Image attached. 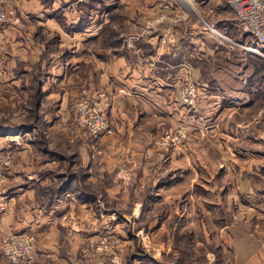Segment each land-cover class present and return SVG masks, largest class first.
Masks as SVG:
<instances>
[{
    "label": "rangeland",
    "instance_id": "374dc122",
    "mask_svg": "<svg viewBox=\"0 0 264 264\" xmlns=\"http://www.w3.org/2000/svg\"><path fill=\"white\" fill-rule=\"evenodd\" d=\"M112 2L61 0V7L72 9L60 17L68 34L94 17L102 23L97 36L88 37L87 48L92 54L83 56L89 63L75 71L65 65L84 44L83 34L70 33L71 43L64 35L60 48L56 37L51 36L52 42L43 48V54L48 53L43 67L39 62L14 61L10 75L0 77V203L10 181V186L26 179L50 183L52 176L46 172L54 171L57 183L37 188L33 203H68V193L76 202L90 205L95 213L91 226L101 234L84 245V250L94 253L96 264H109L112 259H118L119 264H236L231 253L234 236L264 237V57L246 49L254 47V41L236 27V18L223 0H163L167 7L150 17L132 12L133 6L139 7L138 0H124L125 7L117 11ZM99 6L108 12L98 15ZM0 8L16 11L0 23L21 26L17 4L0 0ZM145 21L147 25H185L190 64L184 68L187 79L180 82L171 75L178 87L172 97V112L153 113L156 123L161 122L159 117L167 119L166 127H156L152 157L147 162L138 157L139 167L127 149L118 153L115 146L107 148V140L117 133L109 116L114 96L123 98L128 91L124 85L112 89L100 81L105 64L97 55L110 58L116 50L120 53L133 48L136 36L131 25ZM193 32L200 37L197 41L192 39ZM74 40L77 49L75 46L73 54ZM122 41L124 49L119 50ZM57 58L60 65L55 63ZM167 70L156 69V73ZM59 73L66 78L59 81ZM48 74L53 81L45 80ZM83 74L89 77L86 84ZM43 81L45 87L53 88V94L42 92L36 107L35 97L31 100L30 96L36 83L42 86ZM180 90H192L194 95L184 102ZM202 91L208 96L199 101ZM123 103L128 102L124 99ZM152 103L155 105L154 100ZM217 105L224 108L223 116L213 123ZM33 109L40 117L36 123L31 116ZM100 118L108 122L110 134L100 130ZM31 123H35V129L21 126ZM94 130L96 135L92 134ZM178 131L183 134L178 142L164 140L165 132ZM133 140L138 143L139 139ZM44 150L62 159L52 160ZM108 158L115 171L104 173V167L109 169ZM123 168L127 174L119 176ZM14 172H23L26 179L11 180ZM174 172L180 174L174 176ZM69 176L72 192L62 187ZM122 186L125 190H117ZM50 195L56 196L54 203H48ZM228 229L234 236H229ZM261 248L264 250V244Z\"/></svg>",
    "mask_w": 264,
    "mask_h": 264
},
{
    "label": "crops",
    "instance_id": "0c3cea01",
    "mask_svg": "<svg viewBox=\"0 0 264 264\" xmlns=\"http://www.w3.org/2000/svg\"><path fill=\"white\" fill-rule=\"evenodd\" d=\"M112 1L111 4L114 3L113 8L116 11L125 7L124 0ZM138 1L139 7L133 6L134 9L132 8V12L137 11L140 13L139 16L142 17H150L154 12L164 10L167 7L165 3H162L163 0ZM7 2L19 6L22 23L20 27L10 23H0L1 78L5 79L7 74L10 75L14 61H19L24 64L39 62L43 67L45 61L44 56L48 54L45 52L43 54V48H45V44L48 45L52 42V39H50L51 36H55L59 43V41L64 40L63 37L65 35V40L71 43L70 33L83 34L84 37L81 40H84L82 41L84 44L80 45L76 53L77 55H72L69 62L66 61L65 65H69V69L75 71L80 65H85L90 62L83 56L85 53L92 54V50L88 51L89 48H87L89 44L88 37H96L97 32L102 27V23L95 21V17L91 22L90 19L82 22L77 28L69 31L70 33L68 34L62 28L65 22L60 17L66 16L67 9L69 11L72 9L70 6L67 8L62 5L63 7H61V0H50V2L48 0H7ZM95 4H101V2H96ZM87 5L90 8L88 3ZM92 7L91 5V9ZM98 8V15H105L104 13H106L105 11L107 9L101 6ZM91 11L89 10V13ZM149 19L146 21H149ZM157 19L155 18L152 21H156ZM146 21L143 24L131 25V32L136 36L133 48H126L124 52L120 53L116 50L112 54L110 53V58L108 56L106 58L102 54L97 55V59L102 64H105V67H102L105 68V71H103L100 81L106 83L107 88L109 86L112 89H116V85H124L128 91L124 94L128 96H123V98L118 97V95L114 96V98L118 97V99L115 98L112 102L109 116L111 123L115 129L117 128V133L113 131V134L116 133V137L110 136L107 140V143H109L107 144V148L115 146V150L118 153L120 151L125 152L124 149H127L130 153H133L134 164L138 163L139 167L141 166V161L138 157L142 160L144 159L146 162L152 157V142H155L156 127L162 124L164 125L162 127H166L165 122L167 119H160L159 117L161 122L156 123L154 119L152 120V118H155L153 113L156 111L158 113H162V111L172 112L174 105L171 103L172 97L177 94L178 87L176 86L177 84L172 83L171 75L173 74L176 80H180V82L181 80L187 79V71L184 68L190 64L188 61V42L190 41L187 39L188 33L185 25H161L156 23L147 25ZM103 22H106V20L104 19ZM17 32H19L18 35ZM199 32L202 33V29ZM199 38L197 33L192 35V39L196 41ZM97 39L99 40V37ZM74 42L76 41L74 40L72 42V46L74 47L71 50L73 54L75 53V46L77 49V45ZM60 44H58L59 48L62 46ZM117 48L119 50L120 48L124 49V42L122 41ZM126 51L127 53H125ZM105 52L109 54V50L106 49ZM93 53L96 52L94 51ZM51 61V64H54V60ZM60 61L57 58L55 63L60 65ZM142 62L145 63L143 64ZM130 65H134L135 67H131ZM136 65H138V72L136 71ZM173 67H178L179 69L170 71ZM167 68L168 70L164 73H156V69L165 71ZM23 73L26 74L28 72L24 71ZM82 76L83 83L86 84L89 81L88 74H83ZM58 77L59 81L60 79L64 80L66 78L65 75L62 76L60 73ZM72 77L74 80H77L78 76L73 73ZM46 79L53 81L54 77L48 74L45 76ZM45 83L46 81H43L41 90L44 93L47 91L50 96L53 94V88L45 87ZM200 95L199 101L204 99L207 94L202 91ZM124 99L128 103L124 104ZM153 100L155 101V105L152 103ZM233 106L236 105L233 104ZM223 109L220 106L218 107V105L216 106V115L213 123H217L222 119L223 115L221 111ZM183 110L182 107L179 108L180 112H184ZM182 120H185V117ZM133 138L139 139L138 143ZM132 149L135 150L132 151ZM43 153L48 155L52 160L56 158L60 162V159H62L58 154H50V151L44 150ZM107 160L109 169L104 167L102 171L104 173L114 172V167L111 168L109 164L110 159L108 158ZM46 173L49 174L48 176H52L50 183H47L49 181L47 176L45 178L48 181H40L38 179H26V174H23V172L10 174L11 180L14 177H20L22 180L26 179V181L19 182L13 186H10L12 182L10 181L7 191H5L6 195L2 203H0V238L13 234L30 233L34 235L33 252L41 262H48L50 264H96L98 258H96L94 253L91 254L88 249H86L87 251L84 250V245L87 246L89 242H94L99 234H101L100 229H95L91 226V221L95 213L90 205L76 202L72 194L68 195V193L66 195L69 197H65L69 198L67 199L68 203L55 205H47L45 203L39 205V203H33L37 199V195H35L37 188H44L43 184L57 183L54 178L56 174L54 171ZM118 174L119 176H125L127 171L123 168ZM144 174H137L136 177L143 176ZM177 174L180 173H173L174 176ZM66 189H69V192L74 190L70 186ZM44 190L42 191L45 192ZM117 190H125V188L122 186L121 188H117ZM26 194L27 196H25ZM43 196H41L42 199L44 198ZM55 197L54 195H50V201L48 203H54L53 200ZM226 232L229 233V236H234L229 229ZM234 239L233 250H230H232L231 253L234 255V260L237 261L235 262L236 264H264V250L261 248V244H264V237L256 239L255 237L236 238L234 236ZM227 240H229V237ZM2 259L0 255V264Z\"/></svg>",
    "mask_w": 264,
    "mask_h": 264
},
{
    "label": "built area",
    "instance_id": "2783aa9c",
    "mask_svg": "<svg viewBox=\"0 0 264 264\" xmlns=\"http://www.w3.org/2000/svg\"><path fill=\"white\" fill-rule=\"evenodd\" d=\"M223 2L234 14L236 18V27L254 41L255 46H248L246 49L264 57V0H223ZM15 12V9L0 8V22L13 17ZM179 95L184 102H187L194 93L192 90H180ZM100 122V130L105 131L106 134H110L111 129L108 122L103 121L101 118ZM97 133L96 130L92 131L93 135ZM181 136H183L181 131L175 134L165 132L164 140L178 142ZM33 244L34 235L30 233H20L1 237L0 254L3 258V264H44L35 256ZM109 264H119L118 259H112Z\"/></svg>",
    "mask_w": 264,
    "mask_h": 264
},
{
    "label": "trees",
    "instance_id": "16d2710c",
    "mask_svg": "<svg viewBox=\"0 0 264 264\" xmlns=\"http://www.w3.org/2000/svg\"><path fill=\"white\" fill-rule=\"evenodd\" d=\"M49 2H50V0H48ZM111 33H114L113 31L111 32ZM41 93H42V91H41V82H37L36 83V87H35V89H34V93H33V95L32 96H30V98H31V100L33 99V96L35 97V100H34V105L37 107V106H39V99H40V96H41ZM29 107V106H28ZM37 109V108H36ZM36 109H33L32 110V120L36 123V122H38V120H39V114H38V112L36 111ZM30 111H31V109H30ZM29 111V112H30ZM35 123L34 124H27V125H21L22 127H24L25 129H27V130H32V129H35ZM1 130V129H0ZM50 154H53L52 152H50ZM69 179H70V176L69 177H67V178H65L63 181H62V187L64 188V189H66V188H68V184H69ZM139 257V256H138Z\"/></svg>",
    "mask_w": 264,
    "mask_h": 264
}]
</instances>
